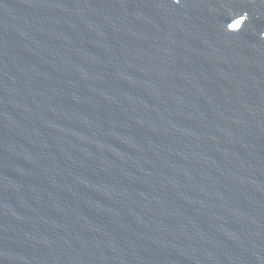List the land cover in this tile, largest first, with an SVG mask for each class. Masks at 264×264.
<instances>
[{"label":"water","instance_id":"water-1","mask_svg":"<svg viewBox=\"0 0 264 264\" xmlns=\"http://www.w3.org/2000/svg\"><path fill=\"white\" fill-rule=\"evenodd\" d=\"M0 264H264V0H0Z\"/></svg>","mask_w":264,"mask_h":264},{"label":"bare ground","instance_id":"bare-ground-1","mask_svg":"<svg viewBox=\"0 0 264 264\" xmlns=\"http://www.w3.org/2000/svg\"><path fill=\"white\" fill-rule=\"evenodd\" d=\"M240 21H241V19H240ZM240 21L238 22V24L240 23Z\"/></svg>","mask_w":264,"mask_h":264}]
</instances>
